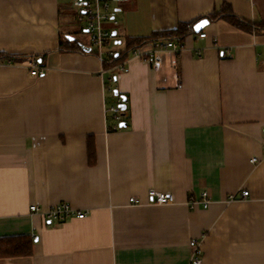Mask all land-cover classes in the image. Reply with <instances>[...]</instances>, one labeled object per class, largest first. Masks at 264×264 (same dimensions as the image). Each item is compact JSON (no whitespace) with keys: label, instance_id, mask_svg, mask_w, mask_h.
<instances>
[{"label":"crops","instance_id":"obj_1","mask_svg":"<svg viewBox=\"0 0 264 264\" xmlns=\"http://www.w3.org/2000/svg\"><path fill=\"white\" fill-rule=\"evenodd\" d=\"M72 2L0 0V54L21 59L0 66V239L33 238L30 256L0 264H189L190 242L200 264H264V33L218 20L179 53L105 71L82 27L87 39L66 29ZM109 3L118 51L126 38L172 31L223 3L264 20V0ZM61 38L85 53L61 51ZM40 57L46 73L31 77L26 64ZM115 91L128 123L110 131ZM151 189L170 202L147 204ZM204 191L209 206L189 209ZM230 194L239 200L227 203ZM56 203L88 214L49 222L30 213Z\"/></svg>","mask_w":264,"mask_h":264},{"label":"built area","instance_id":"obj_2","mask_svg":"<svg viewBox=\"0 0 264 264\" xmlns=\"http://www.w3.org/2000/svg\"><path fill=\"white\" fill-rule=\"evenodd\" d=\"M110 0H73L72 6L77 10L76 20L81 23L82 29L88 36V41L91 48H94L95 55L101 64L110 58L115 57L118 54V50L115 49L116 33L113 32L112 28L107 27L106 24H110L112 27H116L118 24L115 18L116 11L111 8ZM115 33V35H114ZM206 37V33L199 32L197 35L198 39ZM184 46L170 40H160L147 42L145 45L137 47L132 50L128 58H136L145 62L152 63L155 57L161 53L175 54L183 50ZM127 58V59H128ZM126 59V60H127ZM124 62L119 63L114 69L121 72L126 71ZM14 64L12 58L0 60V66ZM27 69L30 76L42 77L45 75L47 70V64L38 58H32L27 62ZM116 102L108 107L107 114L118 124L120 123L122 108L121 105L124 103L122 97H116ZM114 130H117V126H114ZM256 159L252 158L251 162H255ZM240 199L244 200L248 196V192L242 190L240 192ZM237 194H230L226 198L227 203L238 201ZM170 202L168 194H163L151 189L148 191V202L149 205L164 206ZM187 207L189 209H195L197 206H201L206 209L210 204V199L207 192H201L195 197L189 198L187 201ZM128 204L138 206L143 205L142 201L137 197H130ZM30 213H39L47 221L65 222L66 219L74 218L81 220L87 214V210H75L70 207L67 203H56L51 205L50 208L44 209L36 205H31ZM192 248V256L189 264H200V245L195 242L189 243Z\"/></svg>","mask_w":264,"mask_h":264},{"label":"trees","instance_id":"obj_3","mask_svg":"<svg viewBox=\"0 0 264 264\" xmlns=\"http://www.w3.org/2000/svg\"><path fill=\"white\" fill-rule=\"evenodd\" d=\"M202 19H207L209 23L217 22L218 20H222L237 28L243 32L253 33V34H260L264 33V20H260L258 22H252L248 20H244L239 18L235 14L232 13L230 6L227 3H223L220 8L213 13L202 16L201 18L195 19L188 24H178V26L172 31H162L160 33H155L151 37H146L142 39H125L124 48L118 51V54L110 59L105 60L102 63L103 70H114V68L119 64L124 62L132 52L133 49L145 45L147 42L151 41H160V40H170L182 45L183 40L189 35H198L193 30V26L202 21ZM204 30V29H203ZM203 30L201 32H203ZM82 44L79 43H71L68 41L67 38H61L59 42V49L64 52H74L80 51L85 53V51L80 48ZM12 58L13 61L21 60L19 57L13 58L6 54H0V60ZM40 60H43V57H40ZM115 76L111 75V77L105 82L106 90H109V87L114 82ZM118 96V95H117ZM116 96V97H117ZM122 97V95H120ZM125 102V101H124ZM127 110L122 111L121 113V122L128 123L127 118L125 117ZM108 124V130H114V126H117V130L122 129L123 127L119 126L120 123L114 122L109 114L106 116ZM116 130V131H117ZM89 142V141H88ZM88 155L89 160L93 157V148L90 146V142L88 143ZM32 244L33 238L31 237H21V238H10V239H0V258H10V257H25L30 256L32 254Z\"/></svg>","mask_w":264,"mask_h":264},{"label":"rangeland","instance_id":"obj_4","mask_svg":"<svg viewBox=\"0 0 264 264\" xmlns=\"http://www.w3.org/2000/svg\"><path fill=\"white\" fill-rule=\"evenodd\" d=\"M112 8V7H111ZM75 10H73V13L69 15V18L67 17V21H66V25L69 27V28H66L68 32H71L72 34L74 35H78V36H83V39H87V36L86 35H82L80 33V28L82 27L81 23H79L77 20H76V17H75ZM65 25V24H64ZM113 30V29H112ZM121 45V43H120ZM118 45V46H120ZM117 96V95H116Z\"/></svg>","mask_w":264,"mask_h":264},{"label":"water","instance_id":"obj_5","mask_svg":"<svg viewBox=\"0 0 264 264\" xmlns=\"http://www.w3.org/2000/svg\"><path fill=\"white\" fill-rule=\"evenodd\" d=\"M209 24V21L207 20V19H202V21H199L198 23H196L194 26H193V30H194V32L195 33H199V32H201L202 30H203V28L205 27V26H207ZM114 35H115V33H114ZM70 41L72 40V38L71 37H67ZM115 93V95H117V92L115 91L114 92ZM122 100H123V102L125 101V98L122 96ZM121 108H122V110H125V108H126V105L123 103L122 105H121ZM126 124L125 123H120V125L119 126H121V127H124Z\"/></svg>","mask_w":264,"mask_h":264}]
</instances>
